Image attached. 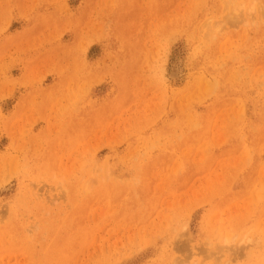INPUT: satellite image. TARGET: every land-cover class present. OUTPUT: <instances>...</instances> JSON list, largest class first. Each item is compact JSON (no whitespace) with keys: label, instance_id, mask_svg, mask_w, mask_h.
<instances>
[{"label":"rangeland","instance_id":"rangeland-1","mask_svg":"<svg viewBox=\"0 0 264 264\" xmlns=\"http://www.w3.org/2000/svg\"><path fill=\"white\" fill-rule=\"evenodd\" d=\"M0 264H264V0H0Z\"/></svg>","mask_w":264,"mask_h":264},{"label":"bare ground","instance_id":"bare-ground-1","mask_svg":"<svg viewBox=\"0 0 264 264\" xmlns=\"http://www.w3.org/2000/svg\"><path fill=\"white\" fill-rule=\"evenodd\" d=\"M176 65V64H175ZM175 67V66H174ZM172 75V74H171ZM175 77V76H174ZM176 78V77H175ZM175 78H172V79H175Z\"/></svg>","mask_w":264,"mask_h":264}]
</instances>
